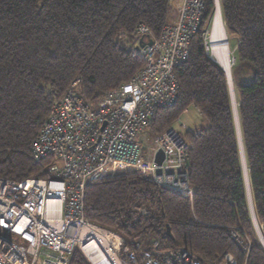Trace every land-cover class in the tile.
Listing matches in <instances>:
<instances>
[{
    "label": "trees",
    "instance_id": "trees-1",
    "mask_svg": "<svg viewBox=\"0 0 264 264\" xmlns=\"http://www.w3.org/2000/svg\"><path fill=\"white\" fill-rule=\"evenodd\" d=\"M203 1L189 57L175 69L176 99L148 127L152 139L176 126L188 142L192 197L144 173L118 171L87 181L85 216L133 248L158 241L160 250L186 249L206 264H223L227 254L238 264H264L249 198L250 191L264 235V0H219L235 39L231 72L249 185L228 78L205 49L216 2ZM175 19L173 0H0V176L50 177L51 159L36 160L31 144L56 100L77 79L91 101L130 81L144 66L131 48L137 27L159 38ZM192 106L203 122L183 131L177 124ZM68 264L91 263L77 247Z\"/></svg>",
    "mask_w": 264,
    "mask_h": 264
},
{
    "label": "built area",
    "instance_id": "built-area-1",
    "mask_svg": "<svg viewBox=\"0 0 264 264\" xmlns=\"http://www.w3.org/2000/svg\"><path fill=\"white\" fill-rule=\"evenodd\" d=\"M173 1L177 17L159 38L146 25L137 27L131 48L144 66L136 76L96 101L79 93L77 79L56 100L31 144L36 160L51 159L50 177L0 176V264H68L77 247L91 264H206L186 249L160 250L158 241L133 248L85 216L87 181L102 174L141 172L161 186L193 195L185 170L189 145L182 133L169 127L147 142L157 109L176 99L175 69L189 57L205 8L203 0ZM204 38L207 54L217 61L209 33ZM158 150L164 153L160 165ZM232 236L244 244L236 229ZM223 264L238 262L227 254Z\"/></svg>",
    "mask_w": 264,
    "mask_h": 264
},
{
    "label": "bare ground",
    "instance_id": "bare-ground-1",
    "mask_svg": "<svg viewBox=\"0 0 264 264\" xmlns=\"http://www.w3.org/2000/svg\"><path fill=\"white\" fill-rule=\"evenodd\" d=\"M210 45L214 54L216 55V60L225 68V70L230 74L231 71V53L230 46L227 38V33L225 30V25L222 19L221 11L217 8L215 20L212 25L210 33ZM236 107V99H235ZM236 109V108H235ZM88 252V250L86 249Z\"/></svg>",
    "mask_w": 264,
    "mask_h": 264
},
{
    "label": "water",
    "instance_id": "water-1",
    "mask_svg": "<svg viewBox=\"0 0 264 264\" xmlns=\"http://www.w3.org/2000/svg\"><path fill=\"white\" fill-rule=\"evenodd\" d=\"M216 8H218L221 11V7H220V3L219 0H216ZM222 14V12H221ZM214 19V18H213ZM226 28V27H225ZM227 32V30H226ZM229 42V41H228ZM152 43V40L149 41V44ZM141 44L144 45L143 40L141 41ZM217 62V61H215ZM218 63V62H217ZM222 68L223 66L218 63ZM232 68V67H231ZM223 70L225 71L227 78H228V82H229V87H230V93H231V98H232V103H233V108H234V112H235V116H236V121H237V126H238V134H239V142H240V147H241V153H242V159H243V165H244V173L246 176V181L247 184L249 185V180H248V171H247V165H246V161H245V153H244V147H243V141H242V135H241V130H240V124H239V117H238V109H237V101H236V107H235V90H234V85H233V79H232V72H230V74H228L226 72V70L223 68ZM236 108V109H235ZM164 160V153L162 150H158V152L156 153L155 156V161L157 164H161ZM249 198H250V203H251V212H252V216H253V220H254V224H255V228L257 231V234L259 236L260 241L262 242V244L264 245V235L262 233V230L257 222V218L255 216V212H254V208H253V204H252V198H251V193L249 191Z\"/></svg>",
    "mask_w": 264,
    "mask_h": 264
},
{
    "label": "rangeland",
    "instance_id": "rangeland-1",
    "mask_svg": "<svg viewBox=\"0 0 264 264\" xmlns=\"http://www.w3.org/2000/svg\"><path fill=\"white\" fill-rule=\"evenodd\" d=\"M216 2V1H215ZM216 4V3H215ZM216 12H217V8H216V10H215V14H214V19H213V21L210 23V25H209V27L207 28V30H206V33H205V35H207L208 33H209V40H210V33H211V29H212V25H213V22H214V20H215V16H216ZM222 15V14H221ZM222 19H223V17H222ZM224 22V21H223ZM225 25V24H224ZM225 30H226V28H225ZM227 33V38H228V41H229V46H230V53H231V67H232V65H233V63H234V61H235V59H234V56H233V53H234V50H235V39H234V37H230L229 36V34H228V32H226ZM212 50H213V45H212ZM213 55H214V57L216 58V55L214 54V52H213ZM217 62H218V60H217ZM219 63V62H218ZM224 68V67H223ZM225 69V68H224ZM227 72V71H226ZM231 72V71H230ZM228 73V72H227ZM234 90H235V87H234ZM235 96H236V90H235ZM191 112V115H188V113H186V112H184V114L182 115V120L186 123V125L187 126H192V125H194V123H195V121H202V116L197 112V111H193V110H191L190 111ZM203 122V121H202ZM177 125H179V127H180V124L178 123ZM181 128V127H180ZM147 142L148 143H150L151 144V142H152V139H150V138H148V140H147ZM140 212L142 213V214H146L147 213V209L145 208V207H142L141 208V210H140ZM242 245H244V244H242Z\"/></svg>",
    "mask_w": 264,
    "mask_h": 264
},
{
    "label": "crops",
    "instance_id": "crops-1",
    "mask_svg": "<svg viewBox=\"0 0 264 264\" xmlns=\"http://www.w3.org/2000/svg\"><path fill=\"white\" fill-rule=\"evenodd\" d=\"M177 11H178V2L177 1H173V16H174V18H176ZM191 110L198 112V110L195 107H193V106L190 107L189 109H187L185 112L188 113V115H191V112H190ZM181 118H182V116H181ZM179 124H180V127L182 128L183 131L184 130H188V129L189 130H195L200 125V121H195L194 125L187 126L186 123L181 119V121L179 122Z\"/></svg>",
    "mask_w": 264,
    "mask_h": 264
}]
</instances>
